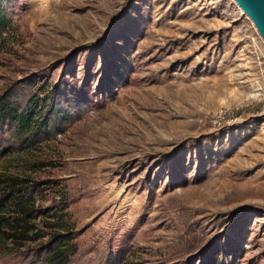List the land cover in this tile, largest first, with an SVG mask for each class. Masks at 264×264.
Returning a JSON list of instances; mask_svg holds the SVG:
<instances>
[{
	"label": "rangeland",
	"instance_id": "1",
	"mask_svg": "<svg viewBox=\"0 0 264 264\" xmlns=\"http://www.w3.org/2000/svg\"><path fill=\"white\" fill-rule=\"evenodd\" d=\"M0 8V107L52 124L0 117L30 199L0 264H264V45L232 0Z\"/></svg>",
	"mask_w": 264,
	"mask_h": 264
},
{
	"label": "trees",
	"instance_id": "2",
	"mask_svg": "<svg viewBox=\"0 0 264 264\" xmlns=\"http://www.w3.org/2000/svg\"><path fill=\"white\" fill-rule=\"evenodd\" d=\"M5 24L3 9L0 8V31L3 30ZM34 105L35 101H30L27 108L31 110ZM13 112L14 110L11 109V105H1L0 107V117L10 121V124L11 121L15 123V126L18 128L17 137L23 145L27 144V142L36 141L40 136L46 137L51 131L52 124L48 122V116L34 121V111H32L34 114L30 116L27 115L29 111H26L27 114ZM55 126L56 128L58 127V125ZM26 131L30 135L26 133L23 136V133ZM21 182L19 178L13 175L0 172V235L5 240L9 239L10 242L12 241L16 244L21 243V239H26L28 227L21 224H24V220L30 218V199L24 195ZM49 256L54 264H65V257L63 256L61 246L57 245ZM57 260L59 261L56 263Z\"/></svg>",
	"mask_w": 264,
	"mask_h": 264
},
{
	"label": "water",
	"instance_id": "3",
	"mask_svg": "<svg viewBox=\"0 0 264 264\" xmlns=\"http://www.w3.org/2000/svg\"><path fill=\"white\" fill-rule=\"evenodd\" d=\"M249 20L264 45V0H232Z\"/></svg>",
	"mask_w": 264,
	"mask_h": 264
}]
</instances>
